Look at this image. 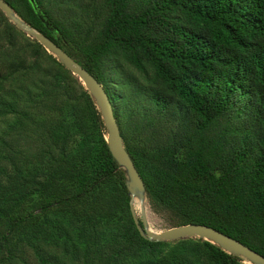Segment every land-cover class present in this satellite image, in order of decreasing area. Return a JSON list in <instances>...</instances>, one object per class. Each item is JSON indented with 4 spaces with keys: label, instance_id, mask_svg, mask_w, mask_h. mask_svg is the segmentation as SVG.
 Segmentation results:
<instances>
[{
    "label": "trees",
    "instance_id": "trees-1",
    "mask_svg": "<svg viewBox=\"0 0 264 264\" xmlns=\"http://www.w3.org/2000/svg\"><path fill=\"white\" fill-rule=\"evenodd\" d=\"M6 1L101 82L152 205L264 255V0ZM0 54V77L20 83L0 98L21 144L0 135L13 169L0 180L7 255L9 235L37 213L79 205L78 233L101 240L108 259L161 260L171 242L139 233L89 90L1 9ZM29 195L36 208L16 213ZM195 241L211 264H246L209 240H176ZM171 262L161 264H191Z\"/></svg>",
    "mask_w": 264,
    "mask_h": 264
},
{
    "label": "rangeland",
    "instance_id": "rangeland-1",
    "mask_svg": "<svg viewBox=\"0 0 264 264\" xmlns=\"http://www.w3.org/2000/svg\"><path fill=\"white\" fill-rule=\"evenodd\" d=\"M28 36L34 38L30 35ZM19 41L16 44L17 46H20ZM4 61L5 55L0 54V68L3 67ZM119 70L124 74L132 71L127 66H123V68L120 67ZM110 73L113 74V71L110 70ZM112 80L114 79L112 78ZM19 84V82L12 81V79L4 80L0 77V98L8 97L7 92L12 91L13 87ZM26 84L30 85L31 81ZM17 92L21 94L22 91L18 89ZM20 94L15 96L20 99L19 102L24 103L25 98L22 99ZM16 117L17 114L13 111L7 113L4 110L0 112V135L3 134L2 136L6 138L13 137V140L21 146L17 135V129H10V124ZM3 131L6 133H3ZM1 144L0 180L3 183H7L6 174L7 172L13 171V169L10 165V161L5 155V147ZM37 198L38 196L36 195L34 197L29 195L25 197L23 201L20 200L14 207L16 213L36 208L35 202H37ZM143 203L148 228L153 231H162L170 226H174L171 221V216L173 215L171 212L159 206L152 205L147 196H145ZM133 205L137 216L141 220V205L137 197L133 199ZM74 207L73 209H68V207H55L37 213V215L27 222L25 226L9 235V255H7V249L0 245V264H151L152 262V264H161V261L171 262L174 256L185 258V261L191 264H211L207 258L194 253L190 249L192 245H199L198 241L187 242L185 244L176 242L178 239L189 237L199 240L204 239L197 236H186L165 240L171 243L169 247L163 250L159 258L161 260L156 259L155 256H149L147 253H142L134 257L128 256L123 258L120 262L108 259V254L103 248V242L101 240L100 242L91 241L87 236L78 233L80 228L86 226L81 219H78V215H80L83 210L80 209L79 205H74ZM85 207L88 209L87 204ZM6 226L4 218L0 217V233H4L7 230ZM245 260L247 261V259Z\"/></svg>",
    "mask_w": 264,
    "mask_h": 264
},
{
    "label": "water",
    "instance_id": "water-1",
    "mask_svg": "<svg viewBox=\"0 0 264 264\" xmlns=\"http://www.w3.org/2000/svg\"><path fill=\"white\" fill-rule=\"evenodd\" d=\"M34 4V0H31ZM0 9L18 28L28 35L36 38L45 49L57 57V59L75 74L91 93L103 123L106 127V140L108 147L126 173L125 183L130 194V210L139 233L148 239L171 240L186 236H197L218 245L222 249L243 257L246 264H264V255L239 239L226 234L219 229L200 222H187L170 226L162 231H153L148 228L143 200L146 196L144 181L123 143V137L117 119L113 112L110 98L101 82L58 43L43 32H40L24 19H22L6 0H0ZM48 24V21H46ZM137 197L141 205V220L137 216L133 205V199ZM247 259V261L245 260Z\"/></svg>",
    "mask_w": 264,
    "mask_h": 264
}]
</instances>
